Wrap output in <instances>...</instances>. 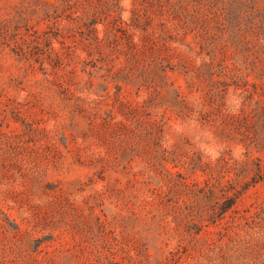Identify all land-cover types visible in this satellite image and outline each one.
I'll return each instance as SVG.
<instances>
[{
	"label": "rangeland",
	"instance_id": "374dc122",
	"mask_svg": "<svg viewBox=\"0 0 264 264\" xmlns=\"http://www.w3.org/2000/svg\"><path fill=\"white\" fill-rule=\"evenodd\" d=\"M0 264H264V0H0Z\"/></svg>",
	"mask_w": 264,
	"mask_h": 264
}]
</instances>
